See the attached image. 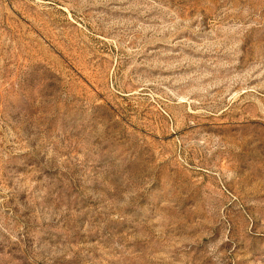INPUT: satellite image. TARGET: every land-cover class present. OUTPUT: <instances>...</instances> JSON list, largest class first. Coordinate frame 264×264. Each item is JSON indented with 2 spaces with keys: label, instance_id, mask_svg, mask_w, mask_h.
Returning <instances> with one entry per match:
<instances>
[{
  "label": "rangeland",
  "instance_id": "obj_1",
  "mask_svg": "<svg viewBox=\"0 0 264 264\" xmlns=\"http://www.w3.org/2000/svg\"><path fill=\"white\" fill-rule=\"evenodd\" d=\"M0 264H264V0H0Z\"/></svg>",
  "mask_w": 264,
  "mask_h": 264
}]
</instances>
